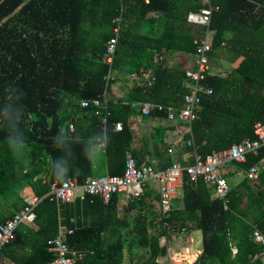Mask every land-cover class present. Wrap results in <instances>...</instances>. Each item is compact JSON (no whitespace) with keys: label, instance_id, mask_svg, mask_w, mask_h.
<instances>
[{"label":"trees","instance_id":"trees-1","mask_svg":"<svg viewBox=\"0 0 264 264\" xmlns=\"http://www.w3.org/2000/svg\"><path fill=\"white\" fill-rule=\"evenodd\" d=\"M263 4L264 0H211L217 9L210 12V5L199 0H0V225L28 206L21 195L24 189L31 188L37 199L32 210L35 229L20 224L15 241L0 254L13 264H49L53 256L48 242L64 227L73 231L67 243L80 255L75 264H124V254H131L134 244L148 252L149 264L166 256V247H160L158 237L147 229L144 197L126 204L121 195L108 204L98 198L51 201V184L62 182L51 167L64 168L67 179L79 184L96 176L92 152L104 138L105 111L82 109L80 102L109 92V73L125 84L131 74L153 71L156 81L150 88L135 84L123 99L108 104L105 172L122 175L128 154L140 163L129 126L137 109L130 104L180 103L188 92L185 84H192L185 76L187 69L168 68L163 59L176 52L194 58L207 30L213 32L209 64L223 56L231 72L224 78L206 76L200 83L212 95L202 96L182 152L205 157L253 139L254 124H264ZM190 11L210 12L209 26H187ZM150 14L163 18L157 32L158 19ZM116 27L120 32L115 55L107 64V43ZM151 116L165 118L166 112L152 111ZM118 122L123 128L117 132ZM156 133V155L165 168L173 160L163 142L164 130ZM263 159L264 148L247 155L245 163L232 165L247 172ZM181 192L182 206L175 209L173 200L170 223L190 233L192 227L200 231L202 255L195 264H264L258 257L262 247L251 239L255 229L264 235V171L256 181L242 175L224 201L212 197L202 178L192 183L185 177ZM121 204L141 211L132 223L129 244L117 212Z\"/></svg>","mask_w":264,"mask_h":264},{"label":"built area","instance_id":"built-area-1","mask_svg":"<svg viewBox=\"0 0 264 264\" xmlns=\"http://www.w3.org/2000/svg\"><path fill=\"white\" fill-rule=\"evenodd\" d=\"M202 4L210 5L211 0H199ZM264 7V4H263ZM213 8L209 6L211 12ZM210 12L203 14L200 12L188 13L186 22L192 26L208 27L210 24ZM120 18H116L115 22H119ZM120 29H114L115 36L107 43L105 54V62L112 64L115 55L117 38ZM210 32V31H209ZM212 50L211 42L203 39L202 43L197 46L194 55L193 66L195 69H187L185 71L186 78L190 79L192 84L186 83L185 87L188 92L184 95L183 100L176 106H163L152 103H131L133 108L140 111L144 117H151L152 111L166 112L165 119L168 122L175 123L174 134L184 135L190 131L191 123L196 119L197 113L200 110L202 96L212 95L210 88H204L200 83L205 80L206 76H215L211 70L208 58V52ZM130 80H133L139 87L150 88L156 81L153 71L147 72L144 76L139 74H131ZM105 80L111 85L115 84V77L109 73ZM110 91H106L101 97L82 100L80 108H93L94 111H105L102 117L101 129L104 133V138L95 147L98 150L104 151L106 143L107 117L110 115L108 104L110 102L117 103L110 99ZM128 105V102H123ZM73 125H69V130H73ZM123 125L121 122L114 124V131H121ZM253 139H247L242 143L233 144L229 149L222 152H213L201 156L194 153L191 162L183 163L178 160H173L171 165L161 168L154 160H141L137 163L135 158L128 154L125 160L124 172L122 175L106 174L102 177L88 178L84 184H79L75 179H67L63 182L54 181L50 187L51 201L55 200L60 203H71L76 199L84 201L86 198H98L104 204H108L113 196H123L124 203H129L132 200H139L147 189L153 188L158 196V213L155 223L160 228L161 235L159 237L160 247H166L167 264H195L202 255L201 249H196L194 239L186 228L174 226L170 223L171 213L175 210L173 200L177 195L178 190L182 188V183L185 177L196 183L202 178L204 183L210 187V193L215 199L226 200L230 187L226 178L220 172V169L227 164L245 163L246 157L249 154L257 155L258 151L264 148V124L255 123L253 126ZM172 144V143H171ZM168 154L175 156L174 143L168 149ZM259 169L257 166L252 167L249 171L244 172V176L251 180H257L259 177ZM240 175V173H238ZM28 206L20 212L14 214L11 220L0 225V251L8 244L15 241V231L20 224L27 225L35 229V214L32 212L37 199L35 196L26 199ZM124 205L118 206L117 210L122 212ZM73 234L72 230L64 227H59L57 235L48 242L47 251L52 254L53 259L49 264H75L76 257L80 258L75 251L70 249L68 245V237ZM186 236L187 242L182 246L169 245L170 239L173 237ZM251 239L255 244L262 247L258 257L264 262V235L255 229L251 235ZM171 241V242H172ZM236 253V249H233Z\"/></svg>","mask_w":264,"mask_h":264},{"label":"crops","instance_id":"crops-1","mask_svg":"<svg viewBox=\"0 0 264 264\" xmlns=\"http://www.w3.org/2000/svg\"><path fill=\"white\" fill-rule=\"evenodd\" d=\"M145 3H148V0H145ZM185 9H183L182 12ZM191 12H193V11H190L188 13H191ZM188 13H187V15H188ZM187 15H186V18H187ZM149 18L155 19L156 21L158 19V21L154 24L155 32H157L159 29H161V22H160L161 17L159 18L156 14H150ZM161 19H163V18H161ZM186 24H188V23L186 22ZM187 26H190L194 30H198V28L199 29L206 28V27H198V26H192V25H187ZM204 34H205L204 39L209 40L211 42V45H212L213 32H211V31L209 32L207 30V32H205ZM226 56H228V55H226ZM163 60H164L163 61L164 66H167L168 68H172L174 66H179L182 68L189 69L193 66L194 58H192V56L184 55V54H180L179 52H176V53L171 54V55L167 53ZM212 61H213L212 65H210V67H211V70L215 76L217 75V76H221L224 78L231 72V63L229 62V60L227 58L220 56V59L212 60ZM134 85H135V82H133V80H130V79L125 84H123L121 82H116L115 84L111 85V88H110L111 97H110V99H113L116 102L120 101L121 99H123V97L126 96L129 89ZM177 104H179V103H177ZM176 105H171V106H176ZM129 126H130L131 131L134 134V139L132 142V149L137 153V155L140 159L149 160V161L154 160V161H157L158 166H161L162 162H161V159L156 155L155 146H156V137H157L156 131H157V129H163L164 130L163 142L168 145V149L172 146L173 143L175 145V151L177 148L181 147V150L177 151V153H175L174 157L171 156L172 160L175 159V160H178V161L183 162V163H189L190 159L192 160V157H190V155L188 153L182 152L185 134L184 135L174 134V128L176 126L175 123L168 122L165 118H157L154 116L145 118L144 116L141 115L140 111L137 110L134 113V115L131 116V118L129 120ZM187 144L188 145L191 144L190 140L187 141ZM102 152L103 151L98 150L96 148L93 149L92 153H93V157H94V170H95V173H97V174L101 170H103V173L106 175L107 174L105 172L106 166L104 165V159L105 158H104V155ZM167 154H168V152H167ZM177 155H179L181 159L176 158ZM257 167H258L260 173L262 171H264V159L259 162ZM224 168H227V169H224ZM220 172L223 174L224 177L225 176L229 177L228 185L230 188L237 185L238 183H240L241 176L244 175L243 171L235 169L232 165L229 167L225 166V167L221 168ZM238 173H240V175H238ZM235 175L238 176L240 179H237L235 177ZM94 177L97 178V177H102V176H94ZM254 181H256V180H254ZM28 190H29V192L26 195H23V197H25L27 199L32 197V199H33V197H34L33 190L31 188H28ZM142 197H144V199H145L144 200L145 206L142 209V211H143L142 213H144V215L147 216L148 226H150L153 229V231H156V234H152V233L151 234L157 236L158 241H159V237L161 235V232H160V228L155 223L156 216L158 213V210H157L158 196L156 195V192L154 191L153 188H149L146 190V192L144 193V195ZM181 206H182V204L179 206L174 204L175 209H179V208H181ZM124 210H126L127 213H129V211H132V210H135V212L136 211L141 212L138 208L128 210L127 207H124L122 212ZM117 212H118V215L120 217H122V212H119L118 210H117ZM193 230H196V229L194 227H192L190 230L191 233ZM185 238H186V236H182V237L180 236L177 239H179L180 241H182V240L185 241ZM177 239H174L172 242L173 243L176 242ZM184 244L185 243L183 242L182 244L174 245V246H182ZM158 260H159V258H158ZM146 263H147V261H146ZM0 264H13V263L6 260L4 258V256L2 254H0ZM141 264H143V263H141Z\"/></svg>","mask_w":264,"mask_h":264},{"label":"rangeland","instance_id":"rangeland-1","mask_svg":"<svg viewBox=\"0 0 264 264\" xmlns=\"http://www.w3.org/2000/svg\"><path fill=\"white\" fill-rule=\"evenodd\" d=\"M89 26V25H88ZM88 29V31H89V34H91L92 32H93V30L90 28V27H88L87 28ZM215 67V66H214ZM216 68V67H215ZM217 69V68H216ZM215 71V70H214ZM179 150H181V147L180 148H177L176 149V153H177V151H179ZM176 158H178V159H181L180 158V156L179 155H177V157ZM232 164H227V165H225L226 167H229V166H231ZM224 166V167H225ZM233 166V165H232ZM224 169H227V168H224ZM105 174L103 173V170H101L96 176H104ZM235 177L237 178V179H240L238 176H236L235 175ZM225 178H226V180H227V182H229V177L228 176H225ZM29 192V190H28V188H26V189H24L23 191H22V193H21V195L23 196V195H26L27 193ZM181 196H182V192H181V189L180 190H178V192H177V195H176V197L174 198V203H175V205H181L182 204V201H181ZM142 214H144V213H142ZM141 214L139 213V212H135V210H132V211H129V213H127L126 212V210H124L123 212H122V219L124 220V222H125V224H124V226H122V228H123V236L125 237V238H127V240H126V244H129L130 243V241L133 239V235L132 234H130L132 231H130L131 229H132V223L134 222V221H136V219L140 216ZM150 226H148V231L150 232V233H152V234H156V231H153V229L151 228ZM190 235L192 236V238L194 239V247L196 248V249H201L202 248V237H201V233H200V231H198V230H193L192 231V233H190ZM178 237H173V240L174 239H177ZM172 240L170 239V242L168 243L169 245H172V244H174V245H179V244H182L183 242L185 243V242H187L188 240H186L185 239V241H180L179 239H177V241L176 242H171ZM173 246V245H172ZM124 264H141V263H143V264H149L148 263V259H149V254H148V252H146V250H144V249H142V248H140V247H138V246H136V244H134V248H133V251H132V253L130 254V253H128L127 251L125 252V254H124ZM139 258H141V259H139ZM143 259V260H142ZM143 261V262H142ZM146 261H147V263H146ZM157 262V263H156ZM155 263L156 264H167V260H166V256H163V257H161V258H159V260L157 259L156 261H155Z\"/></svg>","mask_w":264,"mask_h":264},{"label":"clouds","instance_id":"clouds-1","mask_svg":"<svg viewBox=\"0 0 264 264\" xmlns=\"http://www.w3.org/2000/svg\"><path fill=\"white\" fill-rule=\"evenodd\" d=\"M9 148L11 149V143L10 142H9ZM51 171H52L53 175L55 176V178L59 181H62V182L65 181L69 176L68 173L65 171V169L62 167H60V168L51 167Z\"/></svg>","mask_w":264,"mask_h":264}]
</instances>
